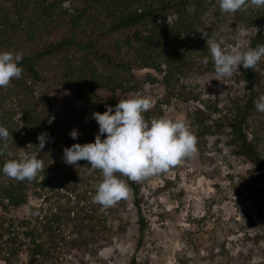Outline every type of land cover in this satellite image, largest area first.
Listing matches in <instances>:
<instances>
[{
	"label": "trees",
	"instance_id": "1",
	"mask_svg": "<svg viewBox=\"0 0 264 264\" xmlns=\"http://www.w3.org/2000/svg\"><path fill=\"white\" fill-rule=\"evenodd\" d=\"M254 26L260 31L249 39L252 47L264 44V6L249 4L228 14L218 0H13L10 11L0 4V51L23 56L21 77L0 88V125L10 133L0 168L21 151L36 154L45 168L31 182L0 172V264H15L21 256L27 264H60L64 252L92 253L109 244L124 198L109 207L94 203L101 171L85 160L64 163L63 149L94 141L98 124L91 113L129 97L137 89L135 70L150 69L161 77L163 95L144 113L146 120L163 116L161 106L173 99L199 100L182 81L192 73L214 72L198 32L206 30L219 42L223 29ZM205 56L208 64L202 63ZM241 71L246 93L224 107L210 101L204 109L194 108L187 113L189 127L197 145L206 135L226 131L237 152L264 171L261 138L252 128L256 75L254 68ZM56 85L83 101L79 111L51 115L49 93ZM73 129L76 140L69 135ZM41 133L49 142L39 152ZM120 178L139 207L140 182ZM29 196L40 203L28 206L25 216L11 215Z\"/></svg>",
	"mask_w": 264,
	"mask_h": 264
},
{
	"label": "rangeland",
	"instance_id": "2",
	"mask_svg": "<svg viewBox=\"0 0 264 264\" xmlns=\"http://www.w3.org/2000/svg\"><path fill=\"white\" fill-rule=\"evenodd\" d=\"M0 4L13 9V0H0ZM252 30L223 29L219 42L225 49L245 44ZM242 69L219 80L215 72L189 74L182 81L199 100L173 99L161 106L163 116L183 119L189 127L187 113L194 108L204 109L210 101L224 107L246 93ZM254 71L257 99L264 94V58ZM135 76L137 89L129 96L139 93L153 104L163 95L161 77L153 70H135ZM49 100L51 115H69L83 105L64 85L53 86ZM252 128L260 135L264 154V113L256 109ZM228 141L226 131L206 135L196 145L195 157L140 181L139 207L129 189L113 220L111 242L92 253L64 252L59 263L130 264L135 258L136 264H264V171ZM39 203L40 199L29 196L28 203L11 215L25 216L28 206ZM15 264H27L25 257Z\"/></svg>",
	"mask_w": 264,
	"mask_h": 264
},
{
	"label": "clouds",
	"instance_id": "3",
	"mask_svg": "<svg viewBox=\"0 0 264 264\" xmlns=\"http://www.w3.org/2000/svg\"><path fill=\"white\" fill-rule=\"evenodd\" d=\"M222 13L234 14L245 10L247 6H264V0H218ZM260 29L254 26L247 33L256 37ZM205 39L215 76L219 79L231 78L239 69H252L264 58V44L252 47L249 42L225 49L217 39L206 30L200 32ZM22 54L0 51V88L9 86L13 79H19L23 68L20 65ZM202 63L208 64L205 56ZM213 80V79H211ZM209 80L208 83L211 81ZM149 85H145L148 88ZM257 112L264 113V94L254 101ZM152 107L151 101L137 93L121 99L113 107L106 105L103 113L92 112L91 119L98 124L94 141L84 144L75 143L63 149V162L74 166L85 160L90 169L100 170L102 180L95 186L93 202L103 207L114 205L127 198L129 187L120 176L133 182L166 171L179 164L184 158L195 157L197 139L183 119L154 117L146 120L144 113ZM54 117L49 119L52 122ZM73 140L79 133L73 129L69 133ZM103 137V139H102ZM10 133L0 125V154L7 149ZM11 139L13 141L12 135ZM38 149L41 152L49 142V135L37 136ZM11 156V153H9ZM45 168L36 154L21 151L18 158L7 160L0 172L17 181H33ZM120 174L119 176L117 175Z\"/></svg>",
	"mask_w": 264,
	"mask_h": 264
}]
</instances>
